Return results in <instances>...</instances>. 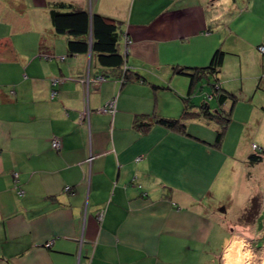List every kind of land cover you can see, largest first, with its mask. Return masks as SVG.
Segmentation results:
<instances>
[{
    "label": "crops",
    "instance_id": "obj_1",
    "mask_svg": "<svg viewBox=\"0 0 264 264\" xmlns=\"http://www.w3.org/2000/svg\"><path fill=\"white\" fill-rule=\"evenodd\" d=\"M55 2L118 24L127 80L91 47L68 49ZM259 45L264 0H0V264H218L230 230L211 197L230 157L252 152L215 142L217 121L200 105L225 112L230 98H209L206 67L223 51L222 91L263 101ZM110 99L113 113L102 110ZM154 115L184 132L135 123Z\"/></svg>",
    "mask_w": 264,
    "mask_h": 264
},
{
    "label": "rangeland",
    "instance_id": "obj_2",
    "mask_svg": "<svg viewBox=\"0 0 264 264\" xmlns=\"http://www.w3.org/2000/svg\"><path fill=\"white\" fill-rule=\"evenodd\" d=\"M255 72L254 66L249 70L245 67L242 70V75L245 77V75H253ZM241 78L238 77L239 80H242ZM261 78V83L264 86V73ZM243 80H245V88L252 86L253 80L250 82L247 78H243ZM257 81L256 79V84ZM263 86L260 92L263 101H257L259 96L256 95L254 101L250 102V96L247 97V93L228 99L225 109L228 122H226V126L224 125L225 127L221 125L220 118H213L217 121L218 131L223 133L221 140L224 142V150L230 154L236 145L242 149L243 155L254 152L253 144L256 145L257 148L255 149L258 151L264 149V111L260 110L261 105H259H264ZM207 87L210 90L211 87L206 85V89H208ZM201 93L203 96L207 95L205 90ZM194 97L196 103L200 104L206 96L202 97V95L194 93ZM215 103L214 100L212 106ZM255 104L257 110L250 113L249 109ZM261 154L263 155L262 162L254 166L245 162L243 158L240 159L242 154L239 157H230L229 169L226 171L224 183L222 181L219 183L211 197L216 215L222 217L226 225L228 224L229 241L242 242V250L248 258L245 261L247 264L264 263V153ZM222 207L224 211L220 210ZM228 233V231L223 230L218 241H227ZM226 248L225 246L220 252L218 264L224 263L223 255Z\"/></svg>",
    "mask_w": 264,
    "mask_h": 264
},
{
    "label": "trees",
    "instance_id": "obj_3",
    "mask_svg": "<svg viewBox=\"0 0 264 264\" xmlns=\"http://www.w3.org/2000/svg\"><path fill=\"white\" fill-rule=\"evenodd\" d=\"M49 15L51 24L56 33L65 34L70 37L67 41V47L69 50L84 52L91 47L92 52H94L101 65L120 68L122 81L124 82L128 79V72L126 70H121V66L124 63V57L119 49V26L114 20L97 13L90 15L87 11L65 2L52 3L49 9ZM222 56L223 51L217 50L214 53L210 64L206 67L207 71L213 74L214 78V83L212 84L213 94L209 95L214 96L219 105L223 104L226 98L234 97L227 91H222L220 82L216 76L217 68L220 66L222 61ZM178 70L179 72L187 73L185 69ZM187 98L188 97L184 99L187 100ZM207 106L208 104L206 101L201 103V114L208 119L216 117L220 118L221 125L225 127L227 125L226 122H228L226 111L223 112L220 108H217V111L210 110ZM187 113V110H184L183 114L186 115ZM142 118L143 117L140 116L136 117L135 123L140 126H145L146 128H148L152 123H158L168 128L184 132V125L178 119L154 115L152 117V122L148 123L147 121H143L142 123ZM222 136V131L216 132L215 142L217 144L221 141ZM253 151L254 152H252L248 157V162L250 164L261 162L263 160V155L261 153H264V149L262 148L261 151L254 149Z\"/></svg>",
    "mask_w": 264,
    "mask_h": 264
},
{
    "label": "built area",
    "instance_id": "obj_4",
    "mask_svg": "<svg viewBox=\"0 0 264 264\" xmlns=\"http://www.w3.org/2000/svg\"><path fill=\"white\" fill-rule=\"evenodd\" d=\"M128 44H130V40H128L127 37H125V51H126V49H127ZM258 51H259L260 53L264 54V46H263V45L258 46ZM103 79H104L103 76H99V77L96 78V81H97V82H100V81H102ZM208 96H209V98L211 97V95H208ZM102 110H104V111H106V112L113 113L114 110H115V99H110V100L106 101L105 104H104L103 107H102ZM86 112H87V111H86ZM86 112H85V114H87ZM80 116L84 117L83 113H81ZM51 146H52V148H54V149H56V150H59L60 147H61L60 140H59L57 137H53V138H52V141H51ZM253 148L255 149V148H256V145L253 144ZM89 159H90V158H88V160H89ZM12 177H13L14 185H15L16 178H17V174H16L15 172H13V173H12ZM18 192H19V194H21L20 191H18ZM102 213H103V212L100 211V212L98 213V216L101 217ZM49 244H50L49 242L46 243V245H49Z\"/></svg>",
    "mask_w": 264,
    "mask_h": 264
},
{
    "label": "bare ground",
    "instance_id": "obj_5",
    "mask_svg": "<svg viewBox=\"0 0 264 264\" xmlns=\"http://www.w3.org/2000/svg\"><path fill=\"white\" fill-rule=\"evenodd\" d=\"M242 249L243 244L241 241L232 240L225 249V253L223 255V264H247L245 262L247 255Z\"/></svg>",
    "mask_w": 264,
    "mask_h": 264
},
{
    "label": "water",
    "instance_id": "obj_6",
    "mask_svg": "<svg viewBox=\"0 0 264 264\" xmlns=\"http://www.w3.org/2000/svg\"><path fill=\"white\" fill-rule=\"evenodd\" d=\"M208 107H209V106H207V108H208ZM216 111H217V110H216ZM220 210H221V211H224V208L222 207V208H220Z\"/></svg>",
    "mask_w": 264,
    "mask_h": 264
}]
</instances>
